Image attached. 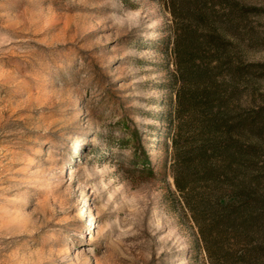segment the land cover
Masks as SVG:
<instances>
[{
  "label": "rangeland",
  "instance_id": "374dc122",
  "mask_svg": "<svg viewBox=\"0 0 264 264\" xmlns=\"http://www.w3.org/2000/svg\"><path fill=\"white\" fill-rule=\"evenodd\" d=\"M170 36L167 0H0V264H203L157 115Z\"/></svg>",
  "mask_w": 264,
  "mask_h": 264
},
{
  "label": "trees",
  "instance_id": "16d2710c",
  "mask_svg": "<svg viewBox=\"0 0 264 264\" xmlns=\"http://www.w3.org/2000/svg\"><path fill=\"white\" fill-rule=\"evenodd\" d=\"M251 0H167L171 95L157 114L174 192L203 264H264V63Z\"/></svg>",
  "mask_w": 264,
  "mask_h": 264
}]
</instances>
